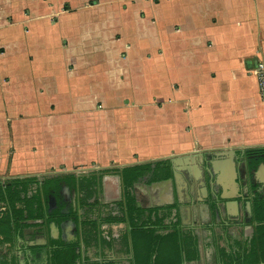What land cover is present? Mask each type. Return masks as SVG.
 <instances>
[{
    "label": "crops",
    "instance_id": "1",
    "mask_svg": "<svg viewBox=\"0 0 264 264\" xmlns=\"http://www.w3.org/2000/svg\"><path fill=\"white\" fill-rule=\"evenodd\" d=\"M254 148H264V0H0V180L223 152L213 182L237 220L228 153ZM177 165L172 197L189 206L197 192ZM164 187L139 184L138 200L168 201ZM214 209L186 220L207 243L196 234L200 259L185 264L219 244ZM230 225L227 240L239 239Z\"/></svg>",
    "mask_w": 264,
    "mask_h": 264
},
{
    "label": "trees",
    "instance_id": "2",
    "mask_svg": "<svg viewBox=\"0 0 264 264\" xmlns=\"http://www.w3.org/2000/svg\"><path fill=\"white\" fill-rule=\"evenodd\" d=\"M249 153H264V148L246 150ZM155 165L156 170L164 175L155 174L149 182L164 180L171 176L167 160L147 164L119 168H105L91 170L77 177L74 173L53 174L47 176H28L0 180V202L5 210L0 211V241L13 243L21 235L24 228L33 226L29 221L42 219L60 223L66 218L57 210L47 215L46 195L50 189L57 191L60 182L70 186H79L90 196V187L94 186L97 174H119L121 185L125 191V200L118 204L120 216H107L101 220L106 224L123 223L127 231L121 236L120 251L128 257L129 264H184L196 262L200 259L198 238L190 231L180 226L178 214L175 221L165 223L170 216V209L176 205L166 207L140 208L136 205L129 188ZM39 186L32 192L33 186ZM47 215V216H46ZM142 216H145L142 218ZM78 221V218H75ZM252 234L247 241L241 239L228 240L225 246H215L216 264H264V196L256 195L251 199ZM82 241L89 246H106L112 248L114 241L101 238L100 224L97 220H83L80 222ZM100 238V241H98ZM53 247L49 251L46 264H73L80 259L76 252L78 243H66L62 240H51ZM103 252H101L102 255ZM102 261H91L85 257L80 264H116L102 257ZM5 264H16L13 261Z\"/></svg>",
    "mask_w": 264,
    "mask_h": 264
},
{
    "label": "flooded vegetation",
    "instance_id": "3",
    "mask_svg": "<svg viewBox=\"0 0 264 264\" xmlns=\"http://www.w3.org/2000/svg\"><path fill=\"white\" fill-rule=\"evenodd\" d=\"M237 153H239V155H237ZM212 158L213 155L205 157L204 162H199L198 164L195 163L193 169H191V165H189V174L186 171L183 172L186 177L188 175L190 177L191 174V178H193L199 186L196 199L191 200L192 202H189V206H180V204L178 205V198L177 200L175 199V201H173V204H175L176 207H181V219L179 220L180 226L184 231L187 230L194 235H199V225L196 224L194 226H190L185 222L186 220H188V218H190L191 214H193V216L195 215V213L197 212V207L199 209L201 208V205L208 204L209 208H212V213L213 209L215 208L214 215H211L210 213L209 219L211 217L212 225H216L217 229H220L218 230V234H215L216 236H219L221 234V236H219L218 238L219 246H225L227 242H229L226 238L227 232H225L224 229L231 227L230 224L234 225L238 223V226L240 225L242 231L239 239L247 241L252 234L250 232V229H252V225L249 222L251 217L249 218L246 213L247 211L245 209V203H251V196L255 190V188H252L250 184V178L252 176L251 171H257L259 172V175H262V171H258L257 169L260 164H264V153L255 154L245 151H235L234 163L236 181L238 184V192L236 194L239 197L237 199L238 203H241L239 204V206L241 205L240 208L242 207L239 213L242 217L239 216V219L237 220H234V217L228 220L223 214V204L226 203L227 200L221 199V191H215V185L213 181H215L217 174H215V166L212 163ZM84 174L86 173H76L75 176L80 177ZM155 174L164 175L163 171L161 170H156L155 173V165H152L149 171H146L143 175H141L133 184V186L129 188V192L134 197L136 205L140 208L149 209L155 207L157 203L164 204L167 202V200L165 199L150 200L148 202L145 199H142L143 203L138 200L139 191L136 189V187L142 183L150 184L149 180ZM98 175L102 177L107 176L109 178H114V176H116L113 174H97L95 185L89 188L91 192L90 196L85 195L86 191L81 190L79 186H70L62 181L60 182L57 191L50 189L45 197L47 215L50 216V214H53L57 210H59L61 214L66 216V218L63 219L60 223H57L54 220H48L45 224L44 220L42 219L29 221L33 224V226L24 228L21 232V235L17 236L13 243H5L3 241H0V264H5L7 263V261L11 262L13 260L16 264H46L49 251L53 247V245H51L50 243L51 240H62L66 243H78L76 252L80 254V259L76 260L73 264H80V261H83L85 257H88L91 261H102V257H105L107 260H111L116 264H129L128 257L120 251V238L123 234L115 236L111 232L105 231L103 229L104 225L113 224H106L104 222H101L103 218L109 215H121L118 211V204L120 202H124L126 195L125 191L121 183L120 186H118L117 180L115 185L109 186L106 189L103 185V190L104 194L106 193L105 197L107 199V202L103 201V192L98 181ZM259 178L261 177L259 176ZM106 179L105 181H107ZM203 182L205 185L203 184ZM208 182L212 184V191H210L209 195L206 196L203 188ZM37 189H39V186L34 185L32 187V192H35ZM258 190L260 191L259 193H257V195L264 196V187ZM179 201L180 203H183L181 200ZM213 204L214 208L212 207ZM190 205L197 207L193 209V207ZM5 208V205L0 202V211L2 212L3 210H5ZM200 210L198 211V214L201 212ZM224 211L226 212V207L224 208ZM202 216L199 214V217H201V219ZM144 217L145 216H142V218ZM75 218H78V221H75ZM83 220H97V222L100 224L101 238L114 241L113 247L107 248L106 246L101 247L99 245L97 247H87L82 241L83 235L80 222ZM170 221H175V219H165V223L167 224H170ZM70 223L72 225L70 226L71 228L69 227L70 229L68 228L67 232L63 231L62 229V231L59 230L58 235H56L55 228L59 229L61 224L65 225ZM200 227L202 231L203 226L201 225ZM70 230L71 232L70 234H68ZM207 237L209 238V236ZM98 241H100V238H98ZM101 252H103L102 255ZM202 253L203 255L204 253L208 255V257H206L205 255V261L212 259L215 263V249L214 252H212V250L206 249L203 250Z\"/></svg>",
    "mask_w": 264,
    "mask_h": 264
},
{
    "label": "water",
    "instance_id": "4",
    "mask_svg": "<svg viewBox=\"0 0 264 264\" xmlns=\"http://www.w3.org/2000/svg\"><path fill=\"white\" fill-rule=\"evenodd\" d=\"M223 152H214V153H209V152H205V153H193V154H190V155H187V156H183V157H175V158H169L167 161L169 163V169H170V172H171V176L165 180H158V181H154L152 183H150L149 185L154 187V186H165L164 188L168 187V191L170 193L169 195V199L172 198L173 194H175V192L177 191V185L175 183V178H176V171L178 169V165H177V161H181V162H186L187 160H191L194 164L195 163H201V162H204V158L207 157V156H212V155H217V154H221ZM243 153V152H242ZM235 152H230L228 153V155H234ZM234 163V162H233ZM189 167V164L186 165L183 169V172L186 171L188 174L190 172V170L188 169ZM124 167H121L119 168V172L122 171ZM97 170V169H96ZM99 170V169H98ZM258 171L261 170L262 171V175H259V172H255V171H251V178H250V184H251V187L252 188H255L254 190V193L252 194L251 198L253 199L257 193H259L260 188L264 187V164H260L258 169ZM87 173L88 171H79L77 173ZM179 174H180V171H178ZM259 176L261 178H259ZM106 178H109L107 176H100L98 175V181L100 183V186L102 188V199L103 201L107 202V199L105 197V194H104V190H103V185H105V179ZM114 178L117 180V183H118V186H120V183H121V177L119 174H117L116 176H114ZM187 182H186V186L188 188L189 191H191V193L193 191L195 192H198V183L196 181H194L193 179H191V177H189V175L187 176ZM202 183V182H201ZM234 184H237V181H234ZM173 193V194H172ZM239 197H234L233 199L229 200L231 203L233 204H239L237 199ZM229 203V202H228ZM171 205H174L173 202L171 201H167L166 203L164 204H156L155 207H158V208H161V207H165V206H171ZM245 209H246V213L248 215V217L250 218L251 217V203L250 202H246L245 203ZM176 214H178V217L179 219H181V208L179 207H172L170 209V216L168 217L169 219H175V216ZM62 228H63V224L60 225L59 229L58 228H55L56 230V235H58L59 233V230L62 231ZM250 232L252 233V229H250ZM198 246H199V251L201 250L200 248V244L198 242ZM185 264V263H184Z\"/></svg>",
    "mask_w": 264,
    "mask_h": 264
},
{
    "label": "rangeland",
    "instance_id": "5",
    "mask_svg": "<svg viewBox=\"0 0 264 264\" xmlns=\"http://www.w3.org/2000/svg\"><path fill=\"white\" fill-rule=\"evenodd\" d=\"M168 201H171V202H173L174 201V197H172L171 199H169ZM155 202H157V201H155ZM157 204H161V203H157ZM207 217V216H206ZM201 233L199 232V235H198V237H199V239H200V243L201 242H206L207 243V240H206V238H204L205 237V235L204 234H201ZM210 263L209 264H214V262H213V260L211 259H209L208 260ZM196 264V263H195ZM199 264H206V262L205 261H203V262H201V263H199Z\"/></svg>",
    "mask_w": 264,
    "mask_h": 264
},
{
    "label": "bare ground",
    "instance_id": "6",
    "mask_svg": "<svg viewBox=\"0 0 264 264\" xmlns=\"http://www.w3.org/2000/svg\"><path fill=\"white\" fill-rule=\"evenodd\" d=\"M177 162H181V161H177ZM190 162H192L190 159L187 160L185 163V165H188ZM107 181H112V185H115L116 184V179L115 178H109V179H106ZM114 203V202H113Z\"/></svg>",
    "mask_w": 264,
    "mask_h": 264
},
{
    "label": "built area",
    "instance_id": "7",
    "mask_svg": "<svg viewBox=\"0 0 264 264\" xmlns=\"http://www.w3.org/2000/svg\"><path fill=\"white\" fill-rule=\"evenodd\" d=\"M261 68H262V66L261 65H259V68H258V70H259V79H260V84H263V76H262V70H261Z\"/></svg>",
    "mask_w": 264,
    "mask_h": 264
}]
</instances>
